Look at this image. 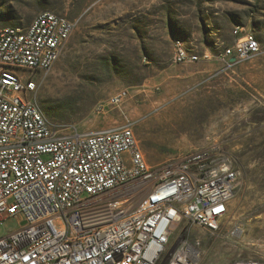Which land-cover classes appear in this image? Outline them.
Segmentation results:
<instances>
[{
  "label": "built area",
  "instance_id": "1",
  "mask_svg": "<svg viewBox=\"0 0 264 264\" xmlns=\"http://www.w3.org/2000/svg\"><path fill=\"white\" fill-rule=\"evenodd\" d=\"M75 28L50 10L28 35L0 25V225L2 215L18 220L0 237V264H200L196 227L221 230L238 171L216 144L150 164L132 123L63 134L36 111V75L53 68ZM252 33L236 32L222 53L228 66L262 53ZM209 59L175 44V63Z\"/></svg>",
  "mask_w": 264,
  "mask_h": 264
},
{
  "label": "rangeland",
  "instance_id": "2",
  "mask_svg": "<svg viewBox=\"0 0 264 264\" xmlns=\"http://www.w3.org/2000/svg\"><path fill=\"white\" fill-rule=\"evenodd\" d=\"M45 10L76 22L53 68L36 75L46 119L63 134L132 123L150 164L218 145L238 179L221 230L196 227L200 264L264 263V0H0V25L28 26ZM238 24L262 53L228 66ZM176 41L210 59L175 63ZM121 91L119 108L98 111ZM17 227L8 218L0 237Z\"/></svg>",
  "mask_w": 264,
  "mask_h": 264
},
{
  "label": "bare ground",
  "instance_id": "3",
  "mask_svg": "<svg viewBox=\"0 0 264 264\" xmlns=\"http://www.w3.org/2000/svg\"><path fill=\"white\" fill-rule=\"evenodd\" d=\"M33 21V20H32ZM32 23V22H31ZM31 23L28 25V26H24V27H21V26H14V25H4V30H13V27L14 29H19V33L20 35H28V34H31ZM246 31L247 28L245 26H242V25H236L234 27V36L236 34L237 31ZM252 40L256 41V42H259L256 35L254 33H252ZM176 44H179L182 49L186 50L187 52H191L189 51L185 46L182 45V43L180 41H176ZM35 108H36V111H38L39 113H42V110L37 102V98L35 97ZM10 217H13V215H2V222H5L8 218Z\"/></svg>",
  "mask_w": 264,
  "mask_h": 264
},
{
  "label": "water",
  "instance_id": "4",
  "mask_svg": "<svg viewBox=\"0 0 264 264\" xmlns=\"http://www.w3.org/2000/svg\"><path fill=\"white\" fill-rule=\"evenodd\" d=\"M231 61L234 62L235 61V58H231ZM24 223V222H23Z\"/></svg>",
  "mask_w": 264,
  "mask_h": 264
}]
</instances>
